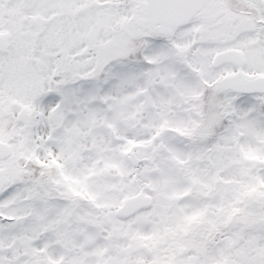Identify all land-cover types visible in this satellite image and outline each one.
I'll use <instances>...</instances> for the list:
<instances>
[{
	"label": "snow or ice",
	"instance_id": "obj_1",
	"mask_svg": "<svg viewBox=\"0 0 264 264\" xmlns=\"http://www.w3.org/2000/svg\"><path fill=\"white\" fill-rule=\"evenodd\" d=\"M0 264H264V0H0Z\"/></svg>",
	"mask_w": 264,
	"mask_h": 264
}]
</instances>
